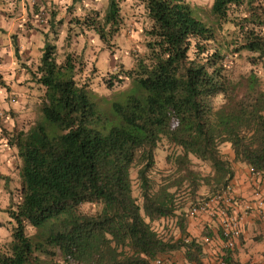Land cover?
<instances>
[{"label": "trees", "instance_id": "obj_1", "mask_svg": "<svg viewBox=\"0 0 264 264\" xmlns=\"http://www.w3.org/2000/svg\"><path fill=\"white\" fill-rule=\"evenodd\" d=\"M107 1L100 18L95 10L74 17L103 43L121 26L119 0ZM138 1L144 49L132 67L119 63L101 77L106 88L129 79L109 103L76 80L72 51L57 61L51 40L62 19L50 11L38 61L28 66L42 88L39 117L0 143L17 160L19 184L4 208L11 226L0 264H153L174 252L200 264V244L185 240L188 207L230 182L233 163L264 171V80L256 69L264 72V0H211L214 22L188 0ZM226 20L234 25L230 50L250 53V66L236 74L211 46Z\"/></svg>", "mask_w": 264, "mask_h": 264}, {"label": "rangeland", "instance_id": "obj_2", "mask_svg": "<svg viewBox=\"0 0 264 264\" xmlns=\"http://www.w3.org/2000/svg\"><path fill=\"white\" fill-rule=\"evenodd\" d=\"M80 2V0H77ZM96 7H74L77 10L78 14L68 15V21L64 25L62 24L63 20L60 23H56L55 30L56 36L54 40H51L52 34L50 32L47 33V38L55 43V57L57 61H60L63 58V55L66 51H72L76 57H79L80 62H77L76 65L79 66L78 73L75 78L78 82L85 81L87 87L94 92L97 96H102L104 98L98 97L99 102L109 103L108 99L112 97V93L115 91L125 89L129 86V79L127 77H123V79L112 85L111 87L106 88L105 85L101 81V77L105 76L108 70H114L118 67L119 63H122L123 67H132L134 64V58L141 54L144 49V37L142 34L141 28V19H142V5L138 0H119L120 13H121V26L118 31H116L113 35L106 36V43H103L97 36V34L89 27L86 28L83 22L76 21L74 19L80 17L83 19V15L87 13V11H97L98 17L102 16V13L107 5V0H98ZM194 14L196 16L201 17L205 21H213V17L209 13V4L211 0H188ZM3 8V7H0ZM31 11L35 13L38 12V7H30ZM48 13H46V18L48 19L51 8H47ZM72 7H67V9ZM81 11V12H80ZM80 12V13H79ZM88 12V13H89ZM237 12H234V14ZM232 15L233 18L236 15ZM28 19L25 18L23 22H19L18 19L13 21V24L8 21L5 27H2V23H0V68L10 67L8 64H4L6 60L5 49L7 48V39H11V41L15 40V36L17 32H25L28 29H39L40 27L47 28V19L43 24L35 21L32 22V17L29 14L27 15ZM30 17V18H29ZM125 18V20H123ZM232 18V20H233ZM31 21H30V20ZM62 19V17H61ZM74 19V20H73ZM56 18H54V21ZM84 20V19H83ZM232 20L221 21L219 25L216 27V38L212 41L211 46H216L220 48L224 54L225 58L223 59L226 70H228L232 74H236L238 72H243L247 67L250 66V63L247 60L248 55L250 54L246 50L240 51H231L230 49L233 47V29L234 25L231 24ZM62 24V25H61ZM70 24V25H68ZM6 28V30H5ZM3 31L7 32L6 35ZM42 41H44L45 35L43 34V30H40ZM68 35V40L66 38ZM41 44V43H40ZM43 44V42H42ZM13 46V48H12ZM42 46V45H41ZM41 46H37L33 50V60H31L32 68L35 67L39 54L41 52ZM14 43L11 44L10 52L13 58H16L14 61L15 66L28 68L27 65L24 64L22 60L25 59L26 55H24L21 51L16 50ZM17 48V47H16ZM17 49H20L17 48ZM27 54V53H25ZM8 58V57H7ZM7 60H10L8 58ZM77 61V60H76ZM13 65V64H12ZM261 79L264 80V72L260 68H256ZM30 70V69H29ZM28 70L26 77L32 81L30 86L33 87L32 93L35 95L37 93V98L40 99V94L42 93V88L36 85L34 79H32V74ZM2 79L0 77V84ZM28 108H23L26 115L20 114V107L18 114L22 116L21 118H17L18 125L10 126V128H6L4 126L2 120L3 118H11L13 119L14 114L16 113L10 106L9 107H0V111H2V116L0 117V138H2L0 143L5 141L6 133L11 132L14 129H26L32 122H34L39 117L38 110V102H35L33 105V99L29 101ZM24 116V117H23ZM221 151L228 155L230 150L227 146H221ZM157 162L156 165L161 168L164 167V161L162 159V152L157 150ZM193 166L198 168L201 172H206L208 170V166L205 162H200L196 159H193ZM17 160L12 158V161L9 162L7 168H2L0 166V175H7V178L0 176V247L3 246L9 239V227L11 226V222H9V217L7 216V212L4 210L7 203L10 201L9 197L12 193V197H15L18 193V174H17ZM136 161H134L130 168V175L132 178V191L133 194L137 193V186L135 182V169H136ZM203 189L202 187L200 188ZM82 210H92L93 205L90 203H82L80 206ZM161 222L155 223L154 226L156 228H160ZM168 225L170 221H167ZM172 226V225H171ZM174 229V228H172ZM33 230V228H32ZM176 233V231H175ZM179 252H174L171 255L179 257Z\"/></svg>", "mask_w": 264, "mask_h": 264}, {"label": "crops", "instance_id": "obj_3", "mask_svg": "<svg viewBox=\"0 0 264 264\" xmlns=\"http://www.w3.org/2000/svg\"><path fill=\"white\" fill-rule=\"evenodd\" d=\"M97 2L100 1L80 0L79 2L77 0H0V7H3L0 8V23H2V27H5L8 21L10 24H13V21L17 19L19 22H23L25 18L28 19V14L29 16L31 15V20L34 23V12L31 11L30 7H38V5H42L51 9L53 7L52 11L55 13L54 17L56 19L62 17V24L64 25L68 21V15L78 14V11L75 10L74 7H93L94 5V7H96ZM67 7L72 8L70 10L69 8L67 9ZM88 12L89 11H87V13ZM40 30L45 32L47 28L43 26L39 29L27 28L25 32H17L14 41H11L10 38L7 39V48L5 49L6 53H4L6 60L2 62H4L5 65L8 64L10 67L3 69L0 68V77L2 79V84H0V107L6 108L10 106L16 113L14 114L13 119H7L6 117L3 118L2 122L6 128L18 125L17 118L22 117L18 114L19 107L21 109L19 111L20 114L27 116L26 113H23V108L30 107L29 101L31 99H33V105H35L36 102V96L32 93L33 87L30 86L32 81L26 77L28 68L19 66L17 67L14 65L13 60L16 58H13L11 55V44L14 43L17 48L20 47V49L17 50L26 55V58L23 60L19 58V60L23 61L25 65L31 67V60H33V50L37 46H41L43 42ZM3 33L6 35L7 32L3 31ZM7 57L10 58V60H7ZM1 139L2 138H0V140ZM11 152L12 151L8 147L6 148V146L0 145V166H2V168H7L9 162L12 161L13 156L10 155ZM233 167L234 173L230 182L236 192V195L241 203L248 202L252 206L254 203V192L259 190L262 194H264V171L261 172V180H259L257 175H253L250 172L248 166L240 163H233ZM186 229L191 234H197L200 230V225L197 223L196 219H190L187 222ZM179 257L182 258V255L179 254ZM230 260L232 264H257L264 261V224L257 218L256 215L250 213L245 216L242 223L241 234L233 251H231Z\"/></svg>", "mask_w": 264, "mask_h": 264}, {"label": "built area", "instance_id": "obj_4", "mask_svg": "<svg viewBox=\"0 0 264 264\" xmlns=\"http://www.w3.org/2000/svg\"><path fill=\"white\" fill-rule=\"evenodd\" d=\"M45 14V8L39 7L38 12L34 14V19L45 22ZM1 116L2 111H0ZM249 170L261 180V172L250 168ZM254 195L252 206L248 202L241 203L231 182H228L217 192L188 207L186 223L190 219H196L200 230L197 234L188 232L185 240L193 237L200 244L202 251L199 257L200 264H232L229 254L238 242L246 215L252 213L264 224V194L256 190ZM152 263L196 264L185 262L181 257L163 254L155 256ZM257 264H264V261Z\"/></svg>", "mask_w": 264, "mask_h": 264}, {"label": "clouds", "instance_id": "obj_5", "mask_svg": "<svg viewBox=\"0 0 264 264\" xmlns=\"http://www.w3.org/2000/svg\"><path fill=\"white\" fill-rule=\"evenodd\" d=\"M39 7H44V6L40 5ZM45 12L48 13V11L46 10V8H45ZM45 16H46V14H45ZM46 19H47V18L45 17V21H46ZM35 21H36V20H35ZM37 22H38V21H37ZM39 23H40V22H39ZM41 23L43 24V22H41Z\"/></svg>", "mask_w": 264, "mask_h": 264}]
</instances>
